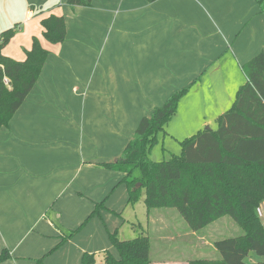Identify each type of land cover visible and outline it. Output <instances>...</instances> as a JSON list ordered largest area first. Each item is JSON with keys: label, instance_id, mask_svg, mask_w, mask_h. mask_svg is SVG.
I'll list each match as a JSON object with an SVG mask.
<instances>
[{"label": "crops", "instance_id": "0c3cea01", "mask_svg": "<svg viewBox=\"0 0 264 264\" xmlns=\"http://www.w3.org/2000/svg\"><path fill=\"white\" fill-rule=\"evenodd\" d=\"M50 15L64 20L61 44L42 35ZM14 26L3 56L23 61L35 38L47 57L0 129V253L10 255L0 264H82L85 254L104 264L105 252L117 257L108 234L134 207L123 174L99 165L187 87L178 109L193 97L198 112L212 96L211 117L193 126L214 131L246 83L242 67L264 56V13L255 0H0V34ZM97 205L100 216L89 219Z\"/></svg>", "mask_w": 264, "mask_h": 264}, {"label": "trees", "instance_id": "16d2710c", "mask_svg": "<svg viewBox=\"0 0 264 264\" xmlns=\"http://www.w3.org/2000/svg\"><path fill=\"white\" fill-rule=\"evenodd\" d=\"M65 2L70 7H89L92 0ZM255 2L260 13H264V0ZM40 26L48 43L56 45L64 41L62 17L50 15L40 21ZM17 28L14 26L0 34V129L8 125L33 89L47 57L35 38L23 61L3 56L2 50ZM242 71L246 83L237 90L229 110L216 119V129L182 140L180 156L152 162L148 151L176 114L179 101L189 87L173 93L150 116L140 120L119 158L99 165L123 174L122 183L129 192L128 204H136L140 191L145 190L143 204L147 215L155 209H175L190 231L196 233L228 216L242 229L241 236L214 243L218 260L195 259L188 264H247L250 254L264 260V226L256 213L264 204V56L254 57ZM4 79L9 81V87ZM100 209L102 205H97L89 219L100 216ZM80 228L66 237L71 238ZM108 238L117 257L105 252L104 264H150L148 237L120 240L116 230ZM8 259L6 250L0 253V263ZM82 264H94V257L83 255ZM254 264H264V261Z\"/></svg>", "mask_w": 264, "mask_h": 264}, {"label": "rangeland", "instance_id": "374dc122", "mask_svg": "<svg viewBox=\"0 0 264 264\" xmlns=\"http://www.w3.org/2000/svg\"><path fill=\"white\" fill-rule=\"evenodd\" d=\"M244 78H246L245 74ZM202 91L204 96V86H202ZM208 99L211 100L206 101L204 109L198 110V112H194L196 107L198 109L200 107L198 101L193 100V97L184 101L180 110L177 108L176 114L165 125L164 132L158 134L156 145L148 151V158L152 162H164L181 155V141L187 136L198 133L193 123L203 116L211 117L213 97L209 96ZM212 125V128L216 129L214 121ZM144 196L145 190L142 189L139 201L133 205L134 213L132 212V214L134 216L132 218L129 217L130 209L123 215L125 220H121L118 224V228H120L118 238L120 240H132L140 236L148 237L150 241V264H188L195 259L218 260L219 254L214 248V243L243 234L242 229L230 217L225 216L193 236L187 223L175 209H155L147 215L143 204ZM260 209L263 214L260 220L264 223V206H260ZM245 262L247 264L252 263L249 257Z\"/></svg>", "mask_w": 264, "mask_h": 264}, {"label": "built area", "instance_id": "2783aa9c", "mask_svg": "<svg viewBox=\"0 0 264 264\" xmlns=\"http://www.w3.org/2000/svg\"><path fill=\"white\" fill-rule=\"evenodd\" d=\"M3 82L6 86H9V81L7 79H4ZM256 213H257L258 217H260V218L263 217V214H262L260 207L256 210Z\"/></svg>", "mask_w": 264, "mask_h": 264}]
</instances>
